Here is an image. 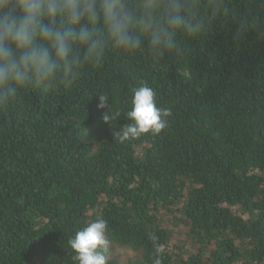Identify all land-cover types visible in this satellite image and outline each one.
<instances>
[{
	"label": "trees",
	"instance_id": "trees-1",
	"mask_svg": "<svg viewBox=\"0 0 264 264\" xmlns=\"http://www.w3.org/2000/svg\"><path fill=\"white\" fill-rule=\"evenodd\" d=\"M235 28L217 22L158 62L110 49L70 88L0 108V264H74L68 240L98 218L132 252L125 264H152L157 249L162 264H264V39L237 45ZM143 84L172 115L159 135L120 143Z\"/></svg>",
	"mask_w": 264,
	"mask_h": 264
},
{
	"label": "clouds",
	"instance_id": "clouds-1",
	"mask_svg": "<svg viewBox=\"0 0 264 264\" xmlns=\"http://www.w3.org/2000/svg\"><path fill=\"white\" fill-rule=\"evenodd\" d=\"M217 22L236 25L237 45L251 33L264 39V0H0V108L24 91L70 88L86 67L100 66L110 49L146 50L157 62L182 56L192 42L206 41ZM99 100L98 109L108 108L102 116L108 123V101L102 95ZM171 115L143 84L132 90L129 123L114 139L159 135ZM107 232L103 218L78 230L68 240L74 264H109ZM161 256L157 249L152 264H162Z\"/></svg>",
	"mask_w": 264,
	"mask_h": 264
},
{
	"label": "rangeland",
	"instance_id": "rangeland-1",
	"mask_svg": "<svg viewBox=\"0 0 264 264\" xmlns=\"http://www.w3.org/2000/svg\"><path fill=\"white\" fill-rule=\"evenodd\" d=\"M110 251H111V257L114 260H116V261H118L119 263H122V264H125L127 258H129V257H131L133 255L132 252L129 249H119L111 241H110L109 253H110Z\"/></svg>",
	"mask_w": 264,
	"mask_h": 264
}]
</instances>
